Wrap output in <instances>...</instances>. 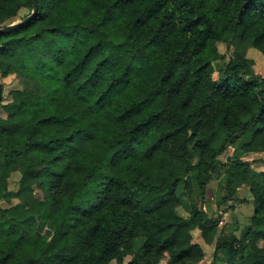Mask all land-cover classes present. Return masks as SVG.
Wrapping results in <instances>:
<instances>
[{
  "label": "clouds",
  "instance_id": "1",
  "mask_svg": "<svg viewBox=\"0 0 264 264\" xmlns=\"http://www.w3.org/2000/svg\"><path fill=\"white\" fill-rule=\"evenodd\" d=\"M72 7L0 0V264H264V0Z\"/></svg>",
  "mask_w": 264,
  "mask_h": 264
},
{
  "label": "trees",
  "instance_id": "2",
  "mask_svg": "<svg viewBox=\"0 0 264 264\" xmlns=\"http://www.w3.org/2000/svg\"><path fill=\"white\" fill-rule=\"evenodd\" d=\"M68 3L73 6L70 10L74 11L75 10L74 6L79 3V0H68ZM147 11L151 15V14H154L155 12H157L158 9L149 8ZM101 63H102V61H101Z\"/></svg>",
  "mask_w": 264,
  "mask_h": 264
}]
</instances>
